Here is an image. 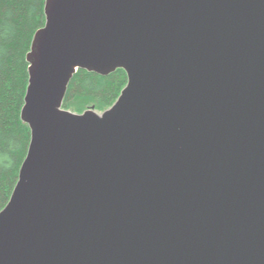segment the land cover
Instances as JSON below:
<instances>
[{"label": "water", "instance_id": "1", "mask_svg": "<svg viewBox=\"0 0 264 264\" xmlns=\"http://www.w3.org/2000/svg\"><path fill=\"white\" fill-rule=\"evenodd\" d=\"M0 264H264V0H45ZM78 69L127 82L62 108Z\"/></svg>", "mask_w": 264, "mask_h": 264}, {"label": "trees", "instance_id": "2", "mask_svg": "<svg viewBox=\"0 0 264 264\" xmlns=\"http://www.w3.org/2000/svg\"><path fill=\"white\" fill-rule=\"evenodd\" d=\"M44 1L0 0V210L18 180L30 142V129L20 111L28 84L26 54L35 31L45 23ZM126 82L123 69L106 76L78 69L62 108L76 113L86 107L103 111L114 103Z\"/></svg>", "mask_w": 264, "mask_h": 264}, {"label": "rangeland", "instance_id": "3", "mask_svg": "<svg viewBox=\"0 0 264 264\" xmlns=\"http://www.w3.org/2000/svg\"><path fill=\"white\" fill-rule=\"evenodd\" d=\"M87 106H90V105H87ZM86 109H88L87 107H86ZM85 109V110H86ZM96 112H98V113H101L102 111L101 110H96V109H94Z\"/></svg>", "mask_w": 264, "mask_h": 264}]
</instances>
